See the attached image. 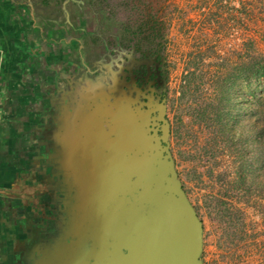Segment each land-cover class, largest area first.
<instances>
[{"label":"rangeland","instance_id":"1","mask_svg":"<svg viewBox=\"0 0 264 264\" xmlns=\"http://www.w3.org/2000/svg\"><path fill=\"white\" fill-rule=\"evenodd\" d=\"M3 1L21 33L10 59L47 93L54 124L70 123L27 147L38 157L19 173L65 170L85 194L72 248L112 185L189 207L196 264H264V0H140L126 11L115 0ZM150 9L159 39L147 43ZM49 253V264L68 255Z\"/></svg>","mask_w":264,"mask_h":264},{"label":"crops","instance_id":"2","mask_svg":"<svg viewBox=\"0 0 264 264\" xmlns=\"http://www.w3.org/2000/svg\"><path fill=\"white\" fill-rule=\"evenodd\" d=\"M10 8L9 3H0V264H32V196L33 192L44 193L40 198L47 202L46 195L51 188L45 187L44 174L19 173V167L27 159L38 157L27 147H36L37 142H44L47 147L55 141L54 136H62L70 130V123L62 120L59 125L54 124L47 93H36L31 71L29 76L22 77L26 68L21 63L15 64L14 58L10 59L15 50H22L20 28L12 19L14 13ZM41 79L45 82L47 78ZM60 117L63 119L62 115ZM83 123L85 132L89 124ZM78 146L88 148L83 142ZM89 146L92 148L91 144ZM89 151L95 153V149ZM45 174L51 182L54 173Z\"/></svg>","mask_w":264,"mask_h":264},{"label":"water","instance_id":"3","mask_svg":"<svg viewBox=\"0 0 264 264\" xmlns=\"http://www.w3.org/2000/svg\"><path fill=\"white\" fill-rule=\"evenodd\" d=\"M111 188L113 194L97 192L86 244L77 243L59 264H196L199 225L189 207L170 195L142 193L135 201Z\"/></svg>","mask_w":264,"mask_h":264},{"label":"flooded vegetation","instance_id":"4","mask_svg":"<svg viewBox=\"0 0 264 264\" xmlns=\"http://www.w3.org/2000/svg\"><path fill=\"white\" fill-rule=\"evenodd\" d=\"M57 174L67 175L68 181L65 184V190L67 192H70L71 195H73L74 201L72 202L69 208L65 207V210L64 209L62 210V209L57 208V202H55L52 198L48 197V195H46L47 202H44V200L40 198V194H44V193L33 192V196L35 195V197H38L37 201H40V202H37L39 203L38 208L42 207L43 209L47 211V214H45L43 218L41 216L40 220L34 221L35 226L33 223V229H32L33 234L36 235L35 236L36 239L38 238L41 241L39 242L37 241L38 242L37 247L32 244L33 246L32 247V264H47L51 260L49 259V256H50L49 254H51L49 252L51 250H52V253H55L58 256V259H59V254H62V255L68 254L69 249L72 248L73 246L71 242H73L75 240V236L78 235L77 233H75L74 235L73 230H78V227H82L83 225H85V221L80 220V217L85 212V204L83 203V195L85 194L84 193L81 194L75 188L73 179L68 171L59 169L53 175H57ZM44 180L46 183L45 187L50 186V185L53 186L52 184H50L49 182L50 179H48L46 174H45ZM46 205H48L47 208H45ZM63 215L65 219L59 220L58 218H61V216ZM39 233L41 234V237Z\"/></svg>","mask_w":264,"mask_h":264},{"label":"trees","instance_id":"5","mask_svg":"<svg viewBox=\"0 0 264 264\" xmlns=\"http://www.w3.org/2000/svg\"><path fill=\"white\" fill-rule=\"evenodd\" d=\"M140 0H115L114 3L116 6L123 8L125 11L128 9V6L131 7L130 8H137L136 3H138ZM113 3V4H114ZM150 13L147 18L144 21V24L147 26L148 25V29L150 30V33L146 32V35H144V40H150L149 42L151 43L153 41V39H159V28L155 27L156 25V21H155V15L156 12L153 9H150ZM127 19V18H126ZM121 26L123 28H128L129 23L125 21V23H121ZM128 39L130 40V36H132V33H129ZM139 41L141 42V39H139ZM156 45L158 46V42L156 43ZM256 74L258 76H264V66H260L257 70H256ZM68 181V177L65 174H57L53 176V179L51 180L50 183H52L53 186H49L50 188V194H48V197L52 198L55 202H57V208L59 209H64L69 208L72 204V202L74 201V197L73 195H71L70 192H67L65 190V184ZM48 189V188H47ZM34 197V198H33ZM38 197L32 196V220L36 221V220H40L41 219V215L47 214V212H45V209L38 208L39 207V203L40 201H37ZM0 201H2V198H0ZM60 206V207H59ZM60 219H65L64 215L61 216ZM34 221L32 222V224L34 223ZM35 226V223H34ZM33 229V227H32ZM40 237L41 234L39 233ZM36 235L33 234V230H32V244L35 245L37 247L38 242L41 241L38 238L36 239L35 237ZM34 237V239H33ZM36 239V240H35ZM38 241V242H37ZM33 247V246H32Z\"/></svg>","mask_w":264,"mask_h":264}]
</instances>
